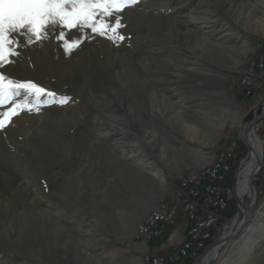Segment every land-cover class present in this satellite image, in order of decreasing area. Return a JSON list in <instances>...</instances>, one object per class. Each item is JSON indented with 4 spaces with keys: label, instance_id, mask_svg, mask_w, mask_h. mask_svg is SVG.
<instances>
[{
    "label": "rangeland",
    "instance_id": "rangeland-1",
    "mask_svg": "<svg viewBox=\"0 0 264 264\" xmlns=\"http://www.w3.org/2000/svg\"><path fill=\"white\" fill-rule=\"evenodd\" d=\"M199 2L198 12L224 28L215 42L187 20ZM122 23L130 38L119 46L97 36L69 56L50 37L3 69L72 99L21 112L0 130V264H143L146 250L134 240L146 214L223 148L248 155L242 127L264 104V73L252 95L237 88L264 51V0H140ZM254 127L264 141V117ZM257 174L263 179L264 157L253 216L211 264H264ZM234 189L233 213L216 237L239 213ZM166 235L152 251L171 256L179 244L165 245Z\"/></svg>",
    "mask_w": 264,
    "mask_h": 264
},
{
    "label": "snow or ice",
    "instance_id": "snow-or-ice-1",
    "mask_svg": "<svg viewBox=\"0 0 264 264\" xmlns=\"http://www.w3.org/2000/svg\"><path fill=\"white\" fill-rule=\"evenodd\" d=\"M140 0H0V130L21 112L64 106L60 95L31 79H17L3 69L15 63L21 49L54 37L64 55L99 36L119 46L126 38L122 13ZM73 30L78 36L69 37ZM23 37V41L21 40Z\"/></svg>",
    "mask_w": 264,
    "mask_h": 264
},
{
    "label": "bare ground",
    "instance_id": "bare-ground-1",
    "mask_svg": "<svg viewBox=\"0 0 264 264\" xmlns=\"http://www.w3.org/2000/svg\"><path fill=\"white\" fill-rule=\"evenodd\" d=\"M200 4H201V2H199V4H197L196 11L193 10L191 12L192 17L191 18L189 17V19H187V20H189L190 23H196V24L199 23V24H197V28H199L201 30L204 29L203 27L209 28L210 29L209 37H210L211 41L215 42L218 39V38H216L217 32L222 31L224 28L220 25H218L216 27L215 21L210 20L209 17L204 16L203 14H200L201 12H198V9L201 7H199V6H203L204 3L202 5H200ZM204 5H206V4H204ZM204 9H206V8H204ZM204 32L207 33L208 31H204ZM225 33H227V32H225ZM69 35H71V34H69ZM253 67L255 70L261 71L264 73V51L260 52L256 56V58L254 59ZM244 76L245 77L241 80V82H239V85L243 89H245L244 95L250 96L252 94V90H251V82L249 81V78H252V77L248 73H245ZM108 86L111 87V85H109V84H108ZM101 93H103V92H101ZM260 117L261 118L264 117V104H261L260 106L256 107L252 111V113L248 116V118L246 119V121L244 122L243 127H242L243 139L245 140L246 145L249 148V153H248L249 161L237 173V177H236L237 181L235 182V185H234L235 186L234 194H236V196L238 198V212L239 213L234 218L226 221L224 228L221 230L222 234L221 233H220L221 235L219 234L220 235L219 237L221 239L225 238L230 233H234L233 231L238 232L242 227L245 226V224L247 223V220L249 219V217L247 219L245 217L246 209L250 208L254 204L253 203L254 199H253L251 192H250V189H249V187H250L249 182L252 178V174L254 173V171L257 167V163L261 162V164H262L263 157H264V141L258 136V134L256 133V130H255V127H254V125H255L254 122ZM198 121L199 120H196V118H193L191 122L198 124L199 123ZM183 123H184V121H183ZM183 126L193 136L195 135V132H196L195 126L188 125L186 123H184ZM223 153H224V155L222 156V158H220V156ZM143 160L144 159H142L141 162H143ZM235 160H236V147H235V145L233 144L232 146H227V147L223 148L222 150H220L215 155V157L213 158L211 163H209L206 166H203V168H200V170H198L195 173H192L190 175H186L182 180L178 181L177 187L175 190V194L173 196V200H167V201L162 202L158 208H155L146 214L144 219L137 225L136 233H135V237H136L137 241L145 244V248H143V249H144V251L145 250L146 251L142 257L143 264H177L178 260L180 258H186L187 256L190 255V248H187V246H182V244H183V242L187 241V239L191 236V234H193V226H191V224H190V207L188 205V200L184 199V191H179V183L184 182L185 186L198 187V191H190V198H198V203H207V201H208L207 188H214V181H207V187L205 184H198V183L200 181H205L207 175H216V174L220 173V170L223 167V163H231L230 170H229V174H230V172H232L231 171V168L233 167L232 164L235 162ZM235 164H233V165H235ZM155 174H158L156 176L159 177L160 180L162 179V176H160L161 175L160 170L155 171ZM228 179L229 178L227 177V174H219V183H226L227 182V188H230V190L228 191V203L230 204L229 200L232 197V190L233 189H231V187H230L231 186L230 185L231 179H230V182ZM263 179H264V177H263ZM118 188H119L118 184L117 185L115 184L113 186V191L117 192L120 189V188L119 189ZM198 193H199V195H198ZM221 201H222V193H215L214 196H211V203L212 204H219V202H221ZM163 209L166 212L165 213V220L160 223L159 231L154 234L155 221H158L159 216H160L161 212L163 211ZM139 211L143 212V209H140ZM180 215H182L181 217L185 218V220L187 222H189V226L186 228L184 238L181 240L176 254L171 255L170 260H169V257L165 254V252L159 253L160 251H158V252L154 251V250L152 251V247L148 242H150L152 240H153L152 242H155L156 240L160 239V237H162L163 233H165L166 231H168L170 228L174 227L177 224L178 219H180L179 218ZM250 216H253V213ZM255 216L256 215H254V217ZM225 219L226 218L224 217V215H218L216 217V227L219 225V227L216 229L217 231H219L220 223ZM257 222H258L257 220H256V222H254V221L251 222V223H255L254 228H260L261 227V225L258 224ZM211 237H213V236H207L206 239H204V241H202L201 250L205 247L207 242L212 239ZM142 247H143V244L142 245L140 244L139 246L137 245V248H139V250H142ZM218 251H216L214 249V251H212L211 255H206L205 257H203V259L201 260V262L199 264H211L210 262H213V260L216 258ZM35 259H36V257H35Z\"/></svg>",
    "mask_w": 264,
    "mask_h": 264
},
{
    "label": "built area",
    "instance_id": "built-area-1",
    "mask_svg": "<svg viewBox=\"0 0 264 264\" xmlns=\"http://www.w3.org/2000/svg\"><path fill=\"white\" fill-rule=\"evenodd\" d=\"M224 153L220 156H222ZM237 155V154H236ZM231 163H223V167L220 173L216 175H207L205 181H200L198 184H205L207 187V181H214V188H207L208 201L207 203H198V198H190V191H198V187L185 186L184 182L179 183V191H184V199L188 200L190 207V224L193 226V234L183 242L182 246L190 248V255L186 258H180L178 264H182L183 259H192L201 250L202 241L207 236H212L213 231L216 228V217L218 215H224L225 210L228 207V191L226 183H219V174H229ZM259 176L255 179H259V191L264 188V179H260ZM215 193H222V201L219 204L211 203V196ZM199 195V193H198ZM165 211L161 212L158 221H155L154 234L160 229V223L165 220ZM151 260V259H150Z\"/></svg>",
    "mask_w": 264,
    "mask_h": 264
},
{
    "label": "crops",
    "instance_id": "crops-1",
    "mask_svg": "<svg viewBox=\"0 0 264 264\" xmlns=\"http://www.w3.org/2000/svg\"><path fill=\"white\" fill-rule=\"evenodd\" d=\"M251 74H249L251 77H252V81H251V90H252V93H253V89L255 87V83L258 81V79H261V76H263V72L261 71H257L253 68V70H251ZM247 73V72H246ZM245 74V73H244ZM252 95V94H251ZM248 97V96H246ZM182 215H180V219H178L177 221V224L170 228L168 231H166L165 233H163L162 237L167 234L165 237V245H170L171 243L173 244H180L181 240L184 238V235H185V231H186V228L189 226V222H187L185 220V218L181 217ZM162 237H160V239L157 240V243L154 244V242L150 241L148 242L152 249H157V250H161L162 249V246L163 244L161 243L162 241ZM134 242L136 243H140V244H143V248H145V244L142 243V242H137L136 240H134ZM164 242V241H163ZM147 245V244H146ZM156 246V247H155ZM179 246V245H178ZM163 251L165 252V254L169 257V260H170V255H168L167 251H168V248L167 249H163ZM177 252V249L174 253H172L171 255H174L176 254ZM143 254V253H142ZM142 256V255H141ZM183 264V262H182Z\"/></svg>",
    "mask_w": 264,
    "mask_h": 264
},
{
    "label": "water",
    "instance_id": "water-1",
    "mask_svg": "<svg viewBox=\"0 0 264 264\" xmlns=\"http://www.w3.org/2000/svg\"><path fill=\"white\" fill-rule=\"evenodd\" d=\"M263 118V117H262ZM260 118H258L254 124L260 120ZM249 161V157L248 155L245 156V158H243L238 166V169H237V173L239 172V170L242 169L243 166H245L246 163H248ZM260 166H261V162L260 163H257V167L254 171V173L252 174V178L249 182V189H250V192H251V195L253 197V205L250 207V208H247L246 209V214H245V217L246 219L248 217H250L251 213L253 212L254 210V207H255V204H256V192H255V188H254V184H253V177L255 176V174L259 171L260 169ZM236 200H237V203H238V198L236 196ZM234 233H230L229 235H227L225 238L221 239L218 235L206 248L205 250L202 252V254H200V256H198V258L196 259V261L193 263V264H199L201 262V260L203 259V257H205L206 255H211L212 251H214V249L216 251H218V249L225 243L227 242L230 238H232L237 232L236 231H233Z\"/></svg>",
    "mask_w": 264,
    "mask_h": 264
},
{
    "label": "trees",
    "instance_id": "trees-1",
    "mask_svg": "<svg viewBox=\"0 0 264 264\" xmlns=\"http://www.w3.org/2000/svg\"><path fill=\"white\" fill-rule=\"evenodd\" d=\"M242 87L240 86L239 88H237V92H243V94H244V90L245 89H241ZM236 160H235V162L233 163V164H235V165H233L232 164V168H231V171L232 172H230V174L228 175V180H229V182H230V179H231V182H230V187H231V189H233V187H234V182H235V178H236V170H237V167H238V164H239V162H240V160H241V154H240V156H239V154H238V152L236 151ZM239 156V157H238ZM237 161V162H236ZM233 197V196H232ZM231 197V201L229 200V202H230V204H228V207H227V209H226V213H224V217L225 218H228V217H230L231 215H232V213H233V206H234V197L232 198ZM259 199H260V196H258L257 197V200H258V202H259ZM219 227V225L215 228V230L213 231V234H212V236L213 237H211L212 239L211 240H209L208 242H207V244L205 245V247L202 249V250H200L197 254H196V256L194 257V258H192V259H183V264H191V262H193L198 256H200V254H202V252L205 250V248L216 238V232H217V228Z\"/></svg>",
    "mask_w": 264,
    "mask_h": 264
}]
</instances>
